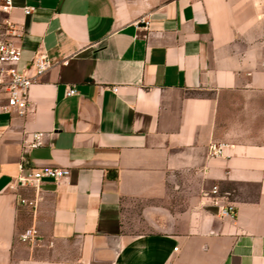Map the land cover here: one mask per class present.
I'll return each mask as SVG.
<instances>
[{"label":"crops","instance_id":"obj_1","mask_svg":"<svg viewBox=\"0 0 264 264\" xmlns=\"http://www.w3.org/2000/svg\"><path fill=\"white\" fill-rule=\"evenodd\" d=\"M9 2L18 70L50 68L0 109V264H264V0Z\"/></svg>","mask_w":264,"mask_h":264},{"label":"built area","instance_id":"obj_2","mask_svg":"<svg viewBox=\"0 0 264 264\" xmlns=\"http://www.w3.org/2000/svg\"><path fill=\"white\" fill-rule=\"evenodd\" d=\"M10 7L9 0H5V5L2 6V10L6 11ZM30 9H25V13L28 14ZM7 32L14 34L11 30V26L6 23ZM21 57V50L13 45L8 39L0 38V95L5 96L6 104L0 109L4 113H9L11 110H16L19 115H23L29 105V89L49 68L50 64L47 58L43 55L36 56L30 67L34 70L33 76H28L24 72L18 70V65ZM115 91V89H113ZM76 92L70 89L67 92V96H72ZM41 134H35L33 136V143L30 148H36L41 145ZM221 153L220 147L213 149V155H219ZM69 175V170L59 167H26L24 163L18 165V175L14 180L16 188H36L41 182L45 180L58 181L64 179ZM213 193H216V188L212 189ZM22 204L32 206V202L21 200ZM218 204V203H216ZM220 217H233L235 215V207L233 205H227L225 207H219ZM35 232H26L20 236L22 241L29 240L30 235H34ZM176 251V249H174ZM170 264V263H165Z\"/></svg>","mask_w":264,"mask_h":264}]
</instances>
